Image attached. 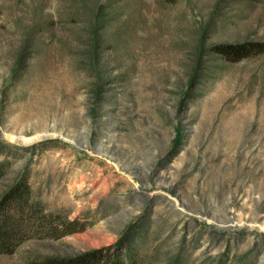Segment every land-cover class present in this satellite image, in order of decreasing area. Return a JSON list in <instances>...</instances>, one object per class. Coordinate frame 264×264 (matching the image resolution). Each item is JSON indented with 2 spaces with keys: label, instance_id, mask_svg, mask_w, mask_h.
<instances>
[{
  "label": "rangeland",
  "instance_id": "obj_1",
  "mask_svg": "<svg viewBox=\"0 0 264 264\" xmlns=\"http://www.w3.org/2000/svg\"><path fill=\"white\" fill-rule=\"evenodd\" d=\"M252 42L264 0H0V199L85 226L0 264H264V51L215 50Z\"/></svg>",
  "mask_w": 264,
  "mask_h": 264
},
{
  "label": "trees",
  "instance_id": "obj_2",
  "mask_svg": "<svg viewBox=\"0 0 264 264\" xmlns=\"http://www.w3.org/2000/svg\"><path fill=\"white\" fill-rule=\"evenodd\" d=\"M215 50L228 60L239 61L262 53L264 43L225 44L215 47ZM2 197L0 199V254L12 253L26 237H37L43 234L59 237L85 229V226L80 225L79 222L60 221L58 215L43 213L42 205L29 199L25 184L14 188L9 195ZM32 264H144V260L132 248L126 250L123 259L117 251L111 252L106 248H99L71 257L47 256Z\"/></svg>",
  "mask_w": 264,
  "mask_h": 264
},
{
  "label": "bare ground",
  "instance_id": "obj_3",
  "mask_svg": "<svg viewBox=\"0 0 264 264\" xmlns=\"http://www.w3.org/2000/svg\"><path fill=\"white\" fill-rule=\"evenodd\" d=\"M100 152H101L102 154H104V152H103V151H101V150H100Z\"/></svg>",
  "mask_w": 264,
  "mask_h": 264
}]
</instances>
